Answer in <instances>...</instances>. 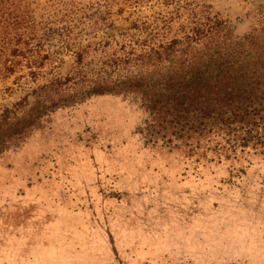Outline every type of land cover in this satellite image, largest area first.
I'll return each mask as SVG.
<instances>
[{
  "label": "rangeland",
  "instance_id": "obj_1",
  "mask_svg": "<svg viewBox=\"0 0 264 264\" xmlns=\"http://www.w3.org/2000/svg\"><path fill=\"white\" fill-rule=\"evenodd\" d=\"M195 3L242 36L264 0H0V118L79 76L80 45L92 71L190 25ZM150 119L139 93H91L0 130V264H264V154L192 151Z\"/></svg>",
  "mask_w": 264,
  "mask_h": 264
},
{
  "label": "trees",
  "instance_id": "obj_2",
  "mask_svg": "<svg viewBox=\"0 0 264 264\" xmlns=\"http://www.w3.org/2000/svg\"><path fill=\"white\" fill-rule=\"evenodd\" d=\"M199 9L192 8V23L173 35L146 34L139 45L122 43L92 71H81L92 43L80 45L74 51L79 76L52 80L50 97L22 116L3 115L1 132L23 131L69 96L134 92L141 95L150 125L168 140L182 139L190 150L219 159H237L246 151L264 154V4L259 23L242 36L211 5ZM100 19L105 28L113 25Z\"/></svg>",
  "mask_w": 264,
  "mask_h": 264
}]
</instances>
